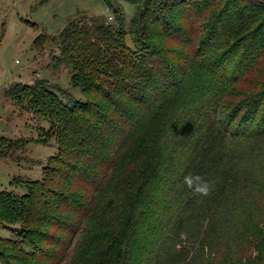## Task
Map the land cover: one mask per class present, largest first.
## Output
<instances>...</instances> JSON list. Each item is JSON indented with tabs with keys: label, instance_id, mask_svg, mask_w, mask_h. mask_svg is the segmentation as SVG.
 <instances>
[{
	"label": "trees",
	"instance_id": "1",
	"mask_svg": "<svg viewBox=\"0 0 264 264\" xmlns=\"http://www.w3.org/2000/svg\"><path fill=\"white\" fill-rule=\"evenodd\" d=\"M146 13L129 32L97 16L59 32L83 101L42 81L5 87L57 152L25 194L0 190V222L19 225L0 237V264H264V72L247 78L264 42L212 59L234 30L223 19L190 56L160 8ZM17 142L0 137V159ZM189 172L212 182L208 196L185 186Z\"/></svg>",
	"mask_w": 264,
	"mask_h": 264
},
{
	"label": "rangeland",
	"instance_id": "2",
	"mask_svg": "<svg viewBox=\"0 0 264 264\" xmlns=\"http://www.w3.org/2000/svg\"><path fill=\"white\" fill-rule=\"evenodd\" d=\"M106 1L111 3L110 8ZM150 1L0 0V137L18 141L12 155L0 159L1 191L16 196L25 194L30 182L41 178L47 158L57 152L55 141L46 137L49 126L42 115L26 109L22 100L10 99L4 93L5 87L16 82L33 85L42 81L62 99L84 100L81 89L70 86V66L59 56L58 34L68 23L97 16L100 21L129 32L135 12L154 15L160 8L172 24L170 29L161 31L175 33L181 39L177 45H183L182 52L190 56L196 47L198 52L206 50L211 35L227 24L223 19L230 21L234 30L227 44L210 53L212 59L225 51L234 57L242 51L253 55L250 43L264 42V0H166L172 5L159 7ZM37 36L40 39L35 45ZM186 39L191 41L192 48H188ZM236 43H242L243 50L237 48L241 50L236 52ZM259 57L261 60L255 63L247 58L252 72L247 76L249 80L256 81L264 72V45ZM195 85L193 79L187 84ZM18 232L19 225L0 222V237L13 239Z\"/></svg>",
	"mask_w": 264,
	"mask_h": 264
},
{
	"label": "clouds",
	"instance_id": "3",
	"mask_svg": "<svg viewBox=\"0 0 264 264\" xmlns=\"http://www.w3.org/2000/svg\"><path fill=\"white\" fill-rule=\"evenodd\" d=\"M183 183L194 194L199 196H208L213 190L212 182L205 175L199 173L189 172L184 175Z\"/></svg>",
	"mask_w": 264,
	"mask_h": 264
}]
</instances>
